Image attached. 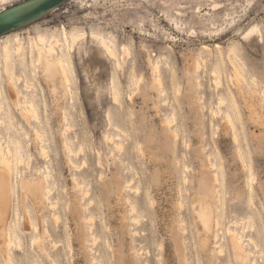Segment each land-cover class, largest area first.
I'll use <instances>...</instances> for the list:
<instances>
[{
  "label": "rangeland",
  "instance_id": "374dc122",
  "mask_svg": "<svg viewBox=\"0 0 264 264\" xmlns=\"http://www.w3.org/2000/svg\"><path fill=\"white\" fill-rule=\"evenodd\" d=\"M6 1L3 4L0 0V13L30 0ZM87 1L88 6L82 0H64L37 19L0 35L1 48V39H13L18 33L26 44L39 33L60 37L65 26L69 31L104 33L115 40L120 52L122 43L132 51L122 68H117L116 61L99 49L97 39L90 35L82 39L72 50L73 102L71 96L54 92L39 70L37 78L43 91L25 86L28 55L23 62L21 56L14 55L13 70L19 79L20 99L36 102L41 122L35 120L32 112L25 119L22 114L25 107L21 110L10 101L11 121L1 94L0 117L4 122H0V131L3 137L14 139L12 147H16L17 140L23 142L28 165L19 166V173L31 177L37 175L36 169L45 171L50 166L54 175L50 179L54 185L51 197L59 198L55 208L48 202L42 215L49 229L42 241L51 257L33 242V230L26 229L19 216L17 231L22 248L12 249L14 263L51 264L55 256L60 264H94L92 257L103 254L102 264H136L138 253L142 264H181L176 235L186 227L183 238L187 264H212V257L204 255L195 245L197 230L191 194L201 189L203 175L212 183L209 155L221 166L219 187L225 201L224 230L233 225L235 214H249L255 230H247L246 234H252L264 247V41L257 38L250 43L242 39L243 33L255 24H260L264 33V0ZM91 2L93 5H89ZM216 43L221 46L223 64H217ZM203 45L209 47L208 62L201 64L200 84L193 87L187 73L194 59L203 55ZM230 47L237 50V62L244 73L242 88L248 99L254 101L259 120L249 118L236 81L230 78L235 73L227 56ZM161 54L170 59H161L159 86L149 57L155 59ZM216 66L221 69L223 81L232 87L242 115L237 130L246 166L232 132L220 129L224 111L234 113V108L226 90L215 85L212 70ZM113 80L120 92L121 105L112 96ZM3 82L6 86L5 74ZM42 96L46 99L44 105ZM220 96L225 102L219 110ZM58 108L67 111L71 119L60 117ZM168 115L174 116V122L165 128L163 120ZM35 125L45 131L43 143L49 150L46 156L40 151L41 142L35 139ZM82 142L86 145L82 153H69V148L78 150ZM119 143L123 146L117 147ZM74 175L83 188H77ZM250 177L252 191L248 184ZM17 180L20 182V177ZM127 180H132L134 186L139 184V190L124 187L120 192L118 189ZM127 196L137 204L134 211ZM180 199L183 206L178 204ZM18 208L21 211L20 196ZM54 212L60 216L56 223ZM85 237L92 251L84 246ZM227 238L226 235L224 242L228 245ZM251 249L255 255V246L251 245ZM118 251L124 254L122 260L116 256ZM227 256L221 255L219 264H240L233 258L229 261ZM0 264H8L1 253Z\"/></svg>",
  "mask_w": 264,
  "mask_h": 264
},
{
  "label": "bare ground",
  "instance_id": "6f19581e",
  "mask_svg": "<svg viewBox=\"0 0 264 264\" xmlns=\"http://www.w3.org/2000/svg\"><path fill=\"white\" fill-rule=\"evenodd\" d=\"M3 1H4L3 4H6L8 2L6 0ZM59 1L60 0H33L20 7H17L16 9L5 10L4 13L1 12L2 14L0 15V34L3 32H7L13 28H17L22 24H26L30 20L35 19L40 14L44 13L45 11L49 10L51 7L55 6ZM87 2H88L87 0L86 1L82 0L83 5L88 6ZM89 5H93V3L91 2L89 3ZM214 6L215 8H218V4L215 3ZM5 8L6 7H3V9ZM175 23L177 26H179V23L177 21H175ZM89 35L90 37L97 39L99 49L103 51L104 54H106L107 56H109L110 58L116 61V67L122 68L123 63L126 62L128 55H130V52H132L130 51V46L122 43L120 47L121 49L120 52L115 40L112 37H109L104 33H100L93 30H91L89 33L86 31H82V32L69 31L65 26H63L61 29L60 37H57L55 35H53L52 37H48L44 33H39L36 36H32L27 44L25 43L23 37L19 33L16 34V36L13 39H9V38L1 39L2 45L0 48V77L2 81L0 82V95L2 94L4 96L5 101L7 102V107H8L7 116L11 121H12V116L9 114L10 105L8 104V102L10 101H12L17 107L21 108V110L23 109V107H25V109L22 110V114L25 117V119L28 120L29 118L28 113L31 114L32 112V115L34 116L35 120L41 122L40 119L41 117L38 113V106L36 102L31 99L28 103H26L25 101H21L20 99L21 92L18 87L19 79L15 77V73L13 70L14 55L17 54L21 56L22 62L25 60L26 53L28 55V59H29L28 65L24 64L25 66H28V70H29V74H28L27 69H25V78H24L25 86H27L28 88H34L35 91L37 90L39 92L43 91L44 88L39 84L38 82L39 80L37 78V70H39L44 80L51 85L52 90L54 92H61V93L63 92L64 96L65 95L71 96V101L73 102L75 99L74 98L75 90L72 87V83H73V79L75 78V68L72 58V50L77 48L80 41L82 39H85ZM257 38H259V42L264 41V33L262 30V26L260 24L253 25L252 27L247 29L242 36V39L248 40L250 41V43H253L255 40H257ZM208 49L209 47L207 45H203V50H202L203 55L202 56L201 54L198 55L194 59L193 66L189 67L188 69V73H187L188 81L193 85V87H196V84H200V78L198 72L201 64L202 63L206 64L208 62V54H207ZM215 51H216V56L218 58L217 64L218 63L223 64L224 59L222 56V49L219 43H216ZM227 56L235 72L232 73L230 78L231 80L236 81V85L238 86V92L242 97V102L249 111L248 114L249 118L252 120H257V119L259 120L260 119L259 111L254 105L253 103L254 101L248 99V96L246 95L245 91L242 88L241 79L243 78L244 80V73L237 62L238 53L235 47L229 48ZM168 58L169 57L166 54H161L157 56L155 59H152L151 56L149 57V63L152 67V72L155 75V79H154L155 83H157L159 86L162 84L161 59H166V61H168L170 59ZM4 74L7 75L6 86L3 82ZM212 74H214L215 76L217 82V83L215 82V85L217 84L216 86L217 89L223 87L226 90L227 94L231 98V105L234 108V113L230 112L228 109L224 111L225 115H224L223 125L221 128L220 127L218 128L222 129L225 132L227 131L232 132L233 140L238 144V148H239L238 150L240 152L239 156L241 155L240 158H242L246 166V158L241 146V135L237 130V123H242V115L236 101V96L230 84L228 82L223 81L221 75V69L218 68V66H216L212 70ZM112 88H113L112 96L114 101L118 103V105H121L122 101L120 97V92L115 86L114 80L112 82ZM262 94L264 95V92ZM130 96L132 97V95ZM224 102H225L224 98L220 96L219 106H218L219 110L221 109V106L224 104ZM22 103L25 104L22 105ZM42 103L43 105L46 103V99L44 98V96H42ZM58 110H59L58 114L60 112L59 114L60 117H64L68 121L71 119L67 111L63 110L62 108H58ZM0 122H4V120L1 117H0ZM173 122H174V116L168 115L163 120L164 127L165 128L170 127ZM114 123L117 124L116 122ZM34 128H35L34 129L35 139L41 142L40 151L43 154V156H46L49 150H48V146L45 143H43V140H45V131L39 128L38 125H35ZM120 130H118L119 134H120ZM64 132H62L61 135L63 136V140H65L64 141L65 144L68 146L69 145L67 141L68 139L65 137ZM122 133L124 135L126 134L125 131ZM174 133H176L175 130ZM26 135H28V132H26ZM176 135L177 134H175V137ZM168 136L166 135L165 137L167 138ZM108 137L111 138V140L113 139L112 137H110V135H108ZM121 138L122 137H120V139ZM13 140L14 139L10 136L8 138L3 137L2 132L0 131V253L7 260L8 264H15L14 263L15 259L12 249H14L15 246L18 248H22L20 235L19 232L17 231L18 230L17 219L19 216L23 220L24 227L29 231L33 230L32 231L33 234L32 240H34L33 242L35 243L36 241L41 251L46 252L47 256L51 257V253L48 252L49 250L46 248V245L42 241L43 238L47 234H49V229L46 224L47 223L46 218L44 219L42 215L48 202L51 204L50 205L52 206L51 208L53 207L55 208L56 206H54V204L56 203L58 204L59 201V198H57L56 200H52L51 197V193L53 192L52 190L54 188V185L51 183L52 181L50 182V179L53 178L54 175L49 165L46 166L45 171L36 169L37 171L36 170L35 171L37 175H32L31 177H26L24 173H19V166H21L23 163H27L28 158L25 153L23 142L21 140H17L16 147H12L11 142ZM84 145L85 143L82 142L78 150L69 148L68 149L69 153L75 152L76 154H78L81 151H84L86 146ZM119 145L121 146L122 144L119 143L117 147ZM207 157L209 160V166L213 172L212 174L213 178L211 180L212 183H209V181H207L203 175L200 181L201 189H197L191 193L193 194L192 210L195 213V218L193 222L197 230V235H196L197 240L195 242V245L198 246L199 251L202 252L204 255L206 256L210 255L212 257L211 260L212 264H219V260L221 259L220 256L223 254L228 255L227 257L229 258L228 259L229 261L233 258L235 261H237L240 264H249V263L264 264V247L260 246V244L257 242V240L254 238L252 234L249 235L246 234L247 230L250 231L255 230L251 215L248 214V215L240 216L238 214H235L231 221L233 222L232 223L233 225L227 226V228L224 230L223 216L226 214L225 201H224L223 191L221 187H219V185H221V178H220L221 166L218 164L217 161H214V159L210 155ZM70 162L72 163V161ZM26 165H28V163ZM18 177H20V182H18L17 180ZM73 178L74 181L77 180L75 175ZM183 178L185 180L188 179L186 178V176H184ZM78 181L79 180L76 181L77 183L75 182L77 185L80 184ZM152 182L154 183L156 181L152 180ZM248 184L250 190L252 191L253 190L252 177H250ZM80 186L83 188L82 185L77 186V188ZM113 187L112 189H114ZM124 187L125 188L129 187L130 189L134 188L135 191H138L140 188L139 184L137 186H134L132 184V180H127L125 182V186H121L120 189L118 190L120 192H123ZM19 196L21 200V211L18 208ZM127 198L128 199L126 200L131 201L130 197L127 196ZM182 202L183 201L180 199L178 204H181V206H183ZM131 203L132 205L131 204L130 205L133 206L132 211H134V208L136 209L137 204L135 205L133 201H131ZM139 213L141 212L139 211ZM53 217L55 223L59 221L60 216L59 214L57 215V212L53 213ZM141 217H143V215H141ZM262 228H263L262 233L264 234V226H262ZM186 230L187 229L185 227L183 228V230L179 232V234L176 235L178 249L179 251H181V260H180L181 264H187L188 261L185 254L186 242L185 239L183 238V234L185 233ZM221 233H223V236H221ZM85 235L88 236L87 234ZM226 235L228 237L227 239L229 246L224 242ZM16 237L19 238V241L16 240ZM83 240H84L83 241L84 246L86 248L87 247L89 248L88 243H86L89 240L88 237H85ZM251 245H254L257 250V253H255V255L254 254L252 255L253 251L251 249ZM228 247H229V251H228ZM89 249L92 251L91 248ZM251 255L253 256V258H251ZM116 256L122 260L124 254L121 251H118ZM135 256H136V264H142L139 261L140 259L138 253H136ZM54 257L55 256H53L52 258L51 264H60L59 259L57 258L58 259L57 260ZM103 257H105L103 256V254L99 256H93L92 262L94 264H102ZM119 259L117 261H119ZM259 261L261 263H258Z\"/></svg>",
  "mask_w": 264,
  "mask_h": 264
},
{
  "label": "water",
  "instance_id": "95a60500",
  "mask_svg": "<svg viewBox=\"0 0 264 264\" xmlns=\"http://www.w3.org/2000/svg\"><path fill=\"white\" fill-rule=\"evenodd\" d=\"M30 1H33V0H30ZM30 1H27V2H25V3H23V4H21V5L15 6V7H13V8H9L8 10L16 9L17 7H20V6L26 4V3L30 2ZM62 1H64V0H60L56 5H58V4L61 3ZM56 5H55V6H56ZM53 7H54V6H53ZM53 7H51V8H53ZM51 8H50V9H51ZM50 9H49V10H50ZM47 11H48V10H47ZM47 11H46V12H47ZM4 12H5V11H4ZM4 12H3V13H4ZM46 12H45V13H46ZM1 14H2V13H0V15H1ZM43 14H44V13H43ZM43 14L39 15L38 17L42 16ZM38 17H36L35 19H37ZM35 19H33V20H35ZM31 21H32V20H31ZM28 23H29V22H28ZM0 35H1V34H0Z\"/></svg>",
  "mask_w": 264,
  "mask_h": 264
}]
</instances>
